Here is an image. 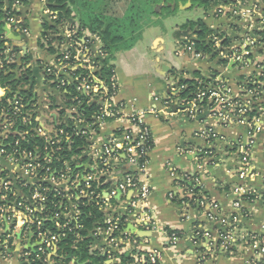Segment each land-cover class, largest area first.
Here are the masks:
<instances>
[{
    "label": "crops",
    "instance_id": "obj_1",
    "mask_svg": "<svg viewBox=\"0 0 264 264\" xmlns=\"http://www.w3.org/2000/svg\"><path fill=\"white\" fill-rule=\"evenodd\" d=\"M132 0H103L101 9L110 16L123 17L127 12ZM163 2L157 7L158 12L164 8L175 10L176 5ZM188 1V0H187ZM193 3L194 0H189ZM203 5L204 16L202 19L188 21L179 26L174 32V39L178 46L176 56L183 59L182 65L174 64L172 67L163 64L161 53L163 51L164 39L156 36L151 44L156 52L155 60H146L144 56L139 60V64H134L132 59L137 54L135 47L115 59V73L119 82V92L116 101L124 105L122 118L107 122L95 136L94 142L97 146L108 141L115 133L121 130L130 129L129 118L136 112L148 111L155 108L159 116L146 115L145 125L149 128L153 140V149L149 153V163L147 166L148 184L151 187V195L148 199V206L153 211L158 222V230L140 235L149 238L156 247L164 248L165 237L162 230H171L181 234V241L173 248H164L162 264H251L253 260L252 248L247 241L252 234L264 235V120L261 122V130L255 136L256 146L254 148L252 176L247 184L254 188L257 197L252 203H245V209L249 217L242 220L238 242L234 256L230 257L220 249L219 230L217 223L207 219L209 204L206 199L219 205L224 214H229L234 196L232 190L239 184L236 176L237 172V149L238 144L246 145L251 135V127L248 124L224 125L216 119L210 118L206 113L199 115L195 119L189 118L186 114L178 111L177 105L167 108L162 102H155V98L165 100L169 96L171 82L179 79L195 80L196 75L201 79H209L212 74L221 75L229 80L233 89H237V82L243 74L253 72V68L241 70L236 65H228L222 58H199L190 53L180 54L188 41H197V28H193V22L202 21L205 27L213 35L224 38L229 44L238 40L242 32V25L237 18L229 15L215 17V8L231 2L245 1L253 4L256 0H198ZM47 0H29L28 5H18L17 11L26 20L27 28L21 29L14 26L5 27V36L9 41L8 54L16 53V63L18 65L17 79L25 77L27 83L21 82L15 92V100L20 99L22 93L33 92L32 102H34L35 126L34 132L41 130L47 137L52 138L58 134V126L68 124L74 119L76 114L71 107L69 97L63 91L56 88L53 80L47 79L46 68L53 65L55 57L62 49L59 42H54L51 46L56 52L50 53L43 44L44 28L43 23L51 24L52 18L46 12ZM189 7H193L191 4ZM184 8V7H182ZM120 10V11H119ZM119 11V13H118ZM23 22V19L20 20ZM210 36H207V38ZM143 38V37H142ZM206 38V39H207ZM117 60V61H116ZM6 89L0 88V98L6 97ZM101 104V102H98ZM32 118V114H30ZM27 120H25V123ZM7 118L0 119V138L7 136ZM214 130L221 140L215 142L218 155L226 160V165L219 167H208L207 161L202 160V152L207 149V143L203 134L209 130ZM22 134L25 131L20 128L16 131ZM12 135H15L17 133ZM234 145V147H233ZM184 151V154H180ZM78 168L93 170L97 165V159L89 149H85L82 157L77 158ZM114 168L109 177L111 187L123 180L124 175L135 168L129 165L124 155L110 161ZM0 166L7 172L9 179L16 186L20 181L29 180L27 171L21 165H15L5 160L0 154ZM170 168H174L182 177L180 180L191 181L201 188V200L193 199L197 196H188L191 189L176 187L175 178L171 175ZM186 175L190 179H185ZM198 176L200 185L194 182V177ZM192 178V179H191ZM29 182H31L29 180ZM110 187V188H111ZM174 192L176 200L170 201L169 194ZM193 192V191H192ZM134 193L127 196L118 195L120 201L116 207V213L125 214L128 208V199ZM19 198L23 197L17 191ZM181 203H178L180 202ZM200 226L207 235L204 239L203 249H197L191 243L195 228ZM127 230L130 233H137L133 221H129ZM22 231L18 228L12 232L10 224L5 217L0 218V236L10 235V253L3 254L0 250V264H24L23 254L28 250L33 251L36 246L32 234L23 233L21 242L17 234ZM93 231L89 235L93 238L91 244L92 252H104L107 244L104 237L94 238ZM138 235V233H137ZM207 245V246H206ZM211 245L212 252L208 254V259L201 261V253L208 251ZM118 260L107 261L106 264H117Z\"/></svg>",
    "mask_w": 264,
    "mask_h": 264
},
{
    "label": "built area",
    "instance_id": "obj_2",
    "mask_svg": "<svg viewBox=\"0 0 264 264\" xmlns=\"http://www.w3.org/2000/svg\"><path fill=\"white\" fill-rule=\"evenodd\" d=\"M54 20L56 17L50 11L46 12ZM231 15L238 19L242 25V32L238 40L234 43L225 44V39L217 35H213L205 39L206 46L210 47V51L206 53H196L194 50L195 41H188L184 50L180 54L190 53L199 58H222L226 67L230 64L238 66L241 70L252 67L253 72L243 74L237 82V89H233L229 84V80L221 75L212 74L209 79L199 81V87L196 92L191 93L187 98L180 97V93L186 89L183 82L185 79L176 78L171 82L169 96L165 100L155 98V102H162L167 108L177 105L178 111L186 114L189 118L195 119L201 114L206 113L208 117L218 120L224 125L248 124L251 127V135L246 145L238 144L237 172L239 184L232 190L234 199L231 204L229 214H224L218 204L209 202V212L206 217L209 221L217 223L220 227L219 240L221 242L220 249L226 255L232 257L235 254V248L238 242V235L242 220L249 217V213L245 209V203H252L257 197L254 188L247 184L254 171L253 156L256 146L255 136L261 130V122L264 120V0H256L253 4L245 1L231 2L226 5H220L215 8L214 16L222 17ZM21 21L14 18L9 19L10 24H19ZM59 36L63 39L62 49L55 57L53 65L47 66L46 73L54 75L56 78L54 83L56 88L64 90L66 85L73 84L76 90L82 96L88 98V104L97 103L99 114L94 116V123H88L83 118H78L76 122L77 134L86 136L89 143V151L97 159L98 165L88 172H78L70 174V168L67 169L65 175L58 180H53V176H40L38 170L41 168V161L38 155L23 154L21 158L17 156L18 151L7 153L3 147L8 137H27L29 132L25 131L21 135L16 131L14 115L10 112L0 113V119L7 118L8 124L5 129L8 130L5 138H0V154L5 159L15 165H21L27 171L28 182L36 184L38 182H51L55 188H63L66 191H75L82 183H86V188L91 189L90 183L101 178L110 181L109 177L114 171L110 161L124 155L129 165L135 169L124 175L114 187L109 188L103 194L92 197L95 193H88L86 189L80 190L76 195V199L89 197L95 199L101 206V210L105 214V228H96L93 231L94 238L104 237L107 248L103 253L107 254L108 261L116 260L115 254L127 253L137 248L147 251V259L151 264H162L164 257V248L175 247L182 239L178 233L172 232L168 234L165 230L161 233L165 237L164 248L154 246L148 237L140 236L137 233H130L127 228H121V220L125 218V224L129 221L134 222L137 232L148 234L158 230V222L156 217L148 206L147 202L151 195V187L148 184L147 166L149 163V143H153L151 132L144 123L146 115L159 116L157 109L152 108L148 111L136 112L129 121L130 129L121 130L115 133L108 141L97 146L94 139L101 128L107 123L104 118L110 120H118L122 118V110L124 105L116 101L119 92V82L116 73L112 76L108 83L101 75L103 62L106 57L103 51L102 41L98 36L91 35L86 31L79 34V28L75 23L64 22L60 27ZM98 102H101L99 104ZM18 106V102L14 103ZM77 113L75 107L72 109ZM15 114V113H14ZM24 119V123H25ZM15 135H12L14 133ZM38 136L45 138L49 142L52 138L47 137L41 130L35 132ZM59 134V133H58ZM58 134L55 136L57 137ZM203 137L207 143V149L202 152V160L207 161L208 167H219L226 165V160L218 155L215 142L222 139L214 130L209 129ZM152 141V142H151ZM53 145V142H50ZM234 147V145H233ZM180 154H184L181 151ZM142 159H144L142 161ZM52 157L47 154L43 161L49 163ZM102 166L103 168H100ZM2 172H5L1 166ZM49 171V170H47ZM171 175L175 178L176 187L182 189L179 183V172L170 168ZM190 179L188 176H183ZM194 182L201 184L199 177H194ZM12 181L7 178L0 179V193L9 191ZM79 184V185H78ZM77 186V187H76ZM134 193L133 197L128 199V208L125 214L116 213V207L111 203L112 199L118 195L127 196ZM194 193L189 191L188 196ZM6 195H0V201L6 200ZM70 199V198H69ZM176 194L171 192L169 200L175 201ZM45 196L36 192L33 196V202L30 205L23 203L14 204L12 206H0V218L5 217L12 228V232L18 228H22L23 233L32 234L34 236L36 246L32 252L37 251L36 258L30 263V250L23 254L22 261L24 264H54L50 262L52 255L57 252L58 236L49 232H44V219L36 216V213H42L45 202ZM78 211L74 210V214ZM59 217V214L56 215ZM10 235L5 240L0 238V250L3 254H9ZM136 237V238H135ZM207 235L202 231L200 226L195 228L190 241L195 248L202 250L205 244L204 239ZM252 252L253 260L251 264H259L264 259V235L252 234L248 236ZM207 246V245H206ZM46 252H49V258H46ZM212 252L211 245L208 251L201 253V261L208 259V254ZM145 257H137L135 264L145 262Z\"/></svg>",
    "mask_w": 264,
    "mask_h": 264
},
{
    "label": "trees",
    "instance_id": "obj_3",
    "mask_svg": "<svg viewBox=\"0 0 264 264\" xmlns=\"http://www.w3.org/2000/svg\"><path fill=\"white\" fill-rule=\"evenodd\" d=\"M165 1L168 2L169 0H132L125 15L119 18L107 15L102 11L103 0H47V8L56 19L52 20L51 24L43 23L44 34L42 38L44 43L40 45L54 54L56 51L51 48L52 44L56 41L60 44L64 42L59 36L58 28L60 25L67 21L75 23L79 28V36L82 35V31H86L91 35L98 36L102 41L106 57L101 75L109 83L115 73L116 55L133 49L142 39L145 29L158 24V18L162 12L159 13L157 7ZM28 3L29 0H0V88H5L7 92L6 97L0 98V113L9 111L10 115H14L15 128L29 132L28 136L24 138L8 137L3 149L7 153H13L17 150L19 158L23 154L38 155L41 161V168L38 170L39 175L49 178L53 176V180H58L66 174L68 168L71 170L70 174L89 171L77 167V158L83 156L85 149L89 148V143L86 136L77 134L76 122L80 117L88 123H94L93 117L99 114L100 106L95 102L88 104V98L79 94L73 84L66 85L64 90L67 91L66 95L71 100V107H75L77 110L74 119L68 124L58 126V136L52 137L50 141L54 143L53 145L33 131L36 116L34 112L35 103L31 101L33 92L22 93L17 101L15 94L10 93L11 91L15 92L21 82L27 83V80L23 76L17 79L16 53L14 51L10 54L7 53L9 41L5 36V27L14 26V24L9 25L10 18L18 21L23 19V22L15 24L16 27L21 29L28 27L26 20L22 18L21 13L16 8L18 5L26 6ZM191 26L197 28L195 52H209L210 47L206 46L204 41L207 36H212V33L207 30L202 21L193 22ZM225 44L228 45V42L225 41ZM196 76L197 79L195 80L183 82L186 89L180 93V97L187 98L191 93L196 92L199 81L203 80L199 78V75ZM47 79L55 81L56 78L54 75L47 74ZM15 102H18V106H14ZM30 114H32V118H30ZM24 119L27 120L26 124H24ZM104 120L106 122L111 121L108 118H104ZM153 145V143H149L150 150L153 149ZM47 154L52 157L49 163L43 161ZM99 167L103 168L102 166ZM4 178H7V174L0 169V179ZM179 183L186 189H191L197 196L193 199V204L195 201L201 200L202 191L200 187L187 180H179ZM90 185L91 189H87L86 183L82 182L78 187L76 186L77 190L68 192L63 188H55L49 181L36 184L20 181L16 186L12 183L9 191L0 193V195L7 196L6 200L0 201V206L8 207L18 203L30 205L36 192L43 194L46 199L42 203L44 211L36 213V216L44 219L42 228L44 232L58 236L57 252L51 256L50 262L54 264H106L109 259L107 254L91 251L93 238L89 232L96 228L106 227L104 223L105 214L94 198L107 191L111 187V182L101 178L91 182ZM83 189H86L88 193L94 192L95 194L92 196L94 198L76 199L78 192ZM17 191L23 194L22 198L17 196ZM119 202L116 198L111 201L115 206ZM74 210H77L78 213L74 214ZM57 214L59 217H56ZM121 228H127L125 218L121 220ZM165 231L168 234L173 232L167 229ZM0 238L5 240L7 235L0 236ZM46 253L48 259L49 252ZM30 254V263H32L37 256V251H30ZM147 255V251H138L135 248L130 252L118 253L114 256L118 260L117 264H135L137 257L141 256L146 259L141 264H151ZM259 264H264V259Z\"/></svg>",
    "mask_w": 264,
    "mask_h": 264
},
{
    "label": "rangeland",
    "instance_id": "obj_4",
    "mask_svg": "<svg viewBox=\"0 0 264 264\" xmlns=\"http://www.w3.org/2000/svg\"><path fill=\"white\" fill-rule=\"evenodd\" d=\"M169 3L176 5V9L170 10L169 8H164L158 18V24L145 29L143 38L135 46L137 54L132 59H129L133 60L134 64L138 65L142 56L146 60L156 59L157 55L152 48L151 42L156 36H160L164 39V42L161 44L163 46L161 62L171 67L174 64L182 65L183 59L176 56L178 46L174 39V32L179 26L188 21L202 19L204 16L203 5L198 0H194L193 3L189 0H171ZM190 4L193 7H189ZM128 54V52H120L116 55V58L119 60L121 56L126 57Z\"/></svg>",
    "mask_w": 264,
    "mask_h": 264
},
{
    "label": "water",
    "instance_id": "obj_5",
    "mask_svg": "<svg viewBox=\"0 0 264 264\" xmlns=\"http://www.w3.org/2000/svg\"><path fill=\"white\" fill-rule=\"evenodd\" d=\"M138 234H140V235H144V233H142V232H137ZM22 235H23V231H21V232H19L16 236H17V238H18V240L21 242V237H22Z\"/></svg>",
    "mask_w": 264,
    "mask_h": 264
}]
</instances>
